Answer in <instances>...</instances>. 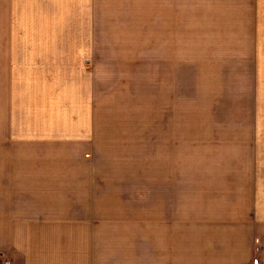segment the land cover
I'll list each match as a JSON object with an SVG mask.
<instances>
[{"label": "crops", "instance_id": "obj_1", "mask_svg": "<svg viewBox=\"0 0 264 264\" xmlns=\"http://www.w3.org/2000/svg\"><path fill=\"white\" fill-rule=\"evenodd\" d=\"M161 7L171 35L160 34ZM161 40L171 65L246 57L264 72V0H0V264H264V222L179 220L170 251L113 229L109 205L73 199L94 178L86 157L63 155L65 142L93 134L79 74L89 59L78 57L159 55L150 50ZM18 142L55 151L17 155Z\"/></svg>", "mask_w": 264, "mask_h": 264}, {"label": "rangeland", "instance_id": "obj_2", "mask_svg": "<svg viewBox=\"0 0 264 264\" xmlns=\"http://www.w3.org/2000/svg\"><path fill=\"white\" fill-rule=\"evenodd\" d=\"M157 10L160 34L171 35V7ZM150 51L159 55L78 57L89 59L79 74L89 83L93 134L65 142L63 155L86 157L80 167L94 178L73 199L109 205L113 229L160 237L159 248L170 251L171 228L183 219L202 228L200 219L246 220L259 230L264 72L249 70L246 57L171 65V40ZM53 146L18 142L17 155H53Z\"/></svg>", "mask_w": 264, "mask_h": 264}, {"label": "built area", "instance_id": "obj_3", "mask_svg": "<svg viewBox=\"0 0 264 264\" xmlns=\"http://www.w3.org/2000/svg\"><path fill=\"white\" fill-rule=\"evenodd\" d=\"M4 264H11L9 261H5V263Z\"/></svg>", "mask_w": 264, "mask_h": 264}]
</instances>
